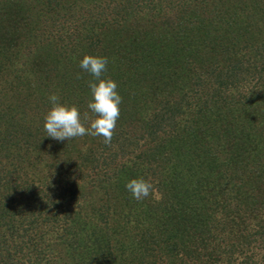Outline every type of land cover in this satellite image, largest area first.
I'll use <instances>...</instances> for the list:
<instances>
[{
	"label": "trees",
	"instance_id": "trees-1",
	"mask_svg": "<svg viewBox=\"0 0 264 264\" xmlns=\"http://www.w3.org/2000/svg\"><path fill=\"white\" fill-rule=\"evenodd\" d=\"M84 55L111 143L46 136L52 93L95 118ZM0 264H264V0H0Z\"/></svg>",
	"mask_w": 264,
	"mask_h": 264
},
{
	"label": "clouds",
	"instance_id": "clouds-1",
	"mask_svg": "<svg viewBox=\"0 0 264 264\" xmlns=\"http://www.w3.org/2000/svg\"><path fill=\"white\" fill-rule=\"evenodd\" d=\"M108 64L109 58L100 55H84L79 61L80 68L93 78L88 81L91 99L87 107L95 118L87 127L76 105L62 103L56 93L48 96L50 108L44 117L47 137L57 141H68L87 134L101 136L106 144L111 143L114 129L121 115L120 106L123 98L117 90L118 84L114 79L102 78ZM125 188L132 198L140 200L150 195L152 184L143 177H138L128 180Z\"/></svg>",
	"mask_w": 264,
	"mask_h": 264
}]
</instances>
